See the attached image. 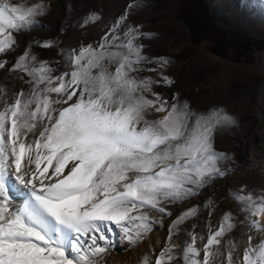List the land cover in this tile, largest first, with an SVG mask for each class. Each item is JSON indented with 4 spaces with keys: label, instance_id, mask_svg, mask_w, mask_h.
<instances>
[{
    "label": "snow or ice",
    "instance_id": "obj_1",
    "mask_svg": "<svg viewBox=\"0 0 264 264\" xmlns=\"http://www.w3.org/2000/svg\"><path fill=\"white\" fill-rule=\"evenodd\" d=\"M42 10L41 4L0 0V54L17 44L14 32L41 26L36 17ZM126 20L127 12L99 47L70 53V73L53 75L47 61L37 66L28 52L17 58L12 70L27 74L29 89L11 103L5 100L0 110V264H96L98 255L118 244L135 246L162 226L150 211L171 215L165 204L182 202L226 174L220 165L228 156L215 149L214 134L234 123L233 117L220 108L193 112L175 97L169 106L152 93L154 81L136 75L149 62L137 42L147 34ZM153 110L166 114L148 119ZM37 123L43 129L30 139ZM17 197H23L19 205L13 203ZM258 211L264 212V204ZM197 212L198 207L182 212L169 226V239ZM231 221L226 214L209 235L203 261L193 236L184 246V264H211L210 249L235 227ZM248 239L243 264H264V241L253 245ZM176 248L167 245L155 264H171Z\"/></svg>",
    "mask_w": 264,
    "mask_h": 264
},
{
    "label": "rangeland",
    "instance_id": "obj_2",
    "mask_svg": "<svg viewBox=\"0 0 264 264\" xmlns=\"http://www.w3.org/2000/svg\"><path fill=\"white\" fill-rule=\"evenodd\" d=\"M13 2L26 7L41 4L43 10L36 17L41 26L14 32L17 44L12 51L0 54V63L5 64L0 69V110L5 100L11 103L21 90L29 89L27 74L12 70L19 56L28 52L30 59L34 55L37 66L47 61L55 69L53 75L70 73L73 66L68 55L78 53L81 46L99 47L112 25L127 12L126 23L139 26L140 32L147 34L137 42L143 45L142 54L149 62L142 64L143 70L136 75L154 81L152 93L159 94L169 106L175 97L181 103L187 102L193 112L208 113L220 108L234 120L217 128L214 134L215 149L228 156L220 165L226 174L211 179L196 195L182 202L165 204L171 215L150 211V217L162 219V226L154 227L135 246L118 244L115 250L98 255L96 264H155L169 244L177 246L171 264H184V246L194 236L192 226L197 228L198 259L203 261L205 237L208 239L220 228L226 214L231 215L235 227L219 238V245L211 247L213 255L209 259L211 264H222L220 251L227 246L231 257L235 256L232 264H240L236 249L240 239L247 242L245 249L249 236L253 245L264 241V223H259L264 212L258 211L264 204V12L260 10L264 0H249L247 4L242 0ZM193 24L195 29L191 30ZM48 41L51 44L45 47ZM161 57L167 64L154 59ZM165 76L170 84L164 82ZM152 93L146 94L148 98L154 99ZM165 114L153 110L147 118L159 119ZM42 129L43 124L37 123L30 139L38 137ZM237 194L244 200H239ZM22 202L23 197L13 201L17 205ZM193 207H198L197 214L169 239V226ZM253 221H258L259 226H254ZM161 243L166 244L160 247Z\"/></svg>",
    "mask_w": 264,
    "mask_h": 264
},
{
    "label": "bare ground",
    "instance_id": "obj_3",
    "mask_svg": "<svg viewBox=\"0 0 264 264\" xmlns=\"http://www.w3.org/2000/svg\"><path fill=\"white\" fill-rule=\"evenodd\" d=\"M19 200H21V197H17L16 198V202H18ZM259 223H264V215H261V217H260V221H259ZM217 230H219V229H216V231ZM209 231L210 230H208L207 232H206V234H208L209 233ZM191 232H192V234L194 235V236H196L197 237V228L196 227H194V226H192L191 227ZM205 239L207 240V238L205 237ZM227 239V238H226ZM228 239H229V237H228ZM198 240V239H197ZM196 240V244H195V246L198 248V241ZM241 240V245H239L236 249H237V258L239 259V263L241 264L242 262H243V250L245 249V246H246V244H247V242H245V239H240ZM203 241V240H202ZM231 241H233V238H231ZM190 243H192V240L190 241ZM164 244H166V243H164ZM164 244L163 243H161L160 244V247H162V246H164ZM221 246V245H220ZM222 246H223V244H222ZM220 248V247H219ZM218 248V249H219ZM219 251V250H218ZM228 251H229V247H227V246H223L222 248H221V251H220V253H221V261H222V264H229V261H228V257H229V253H228ZM232 259H234L235 258V256L233 257H231ZM237 259V260H238ZM233 263V262H232Z\"/></svg>",
    "mask_w": 264,
    "mask_h": 264
},
{
    "label": "trees",
    "instance_id": "obj_4",
    "mask_svg": "<svg viewBox=\"0 0 264 264\" xmlns=\"http://www.w3.org/2000/svg\"><path fill=\"white\" fill-rule=\"evenodd\" d=\"M195 25H196V23H195ZM195 29V26H194V24L192 25V27H191V30H194Z\"/></svg>",
    "mask_w": 264,
    "mask_h": 264
}]
</instances>
